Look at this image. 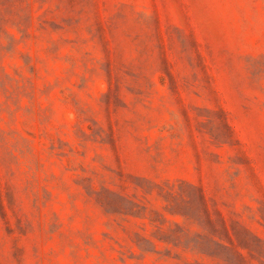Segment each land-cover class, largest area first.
Instances as JSON below:
<instances>
[{"label":"rangeland","instance_id":"rangeland-1","mask_svg":"<svg viewBox=\"0 0 264 264\" xmlns=\"http://www.w3.org/2000/svg\"><path fill=\"white\" fill-rule=\"evenodd\" d=\"M0 264H264V0H0Z\"/></svg>","mask_w":264,"mask_h":264}]
</instances>
